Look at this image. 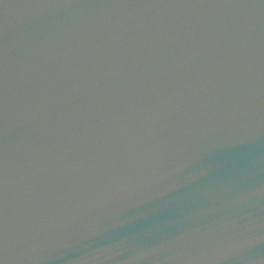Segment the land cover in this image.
Masks as SVG:
<instances>
[{"label":"water","instance_id":"95a60500","mask_svg":"<svg viewBox=\"0 0 264 264\" xmlns=\"http://www.w3.org/2000/svg\"><path fill=\"white\" fill-rule=\"evenodd\" d=\"M0 264H264V0H0Z\"/></svg>","mask_w":264,"mask_h":264}]
</instances>
